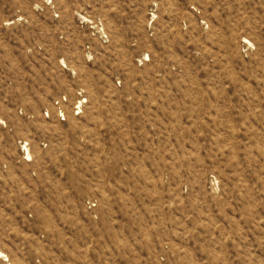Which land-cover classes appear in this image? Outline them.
I'll list each match as a JSON object with an SVG mask.
<instances>
[{"label": "rangeland", "instance_id": "obj_1", "mask_svg": "<svg viewBox=\"0 0 264 264\" xmlns=\"http://www.w3.org/2000/svg\"><path fill=\"white\" fill-rule=\"evenodd\" d=\"M0 264H264V0H0Z\"/></svg>", "mask_w": 264, "mask_h": 264}]
</instances>
